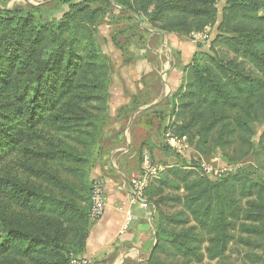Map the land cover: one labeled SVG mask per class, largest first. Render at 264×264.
Segmentation results:
<instances>
[{"label":"trees","instance_id":"trees-1","mask_svg":"<svg viewBox=\"0 0 264 264\" xmlns=\"http://www.w3.org/2000/svg\"><path fill=\"white\" fill-rule=\"evenodd\" d=\"M116 3L156 30L180 37L202 30L217 15L215 0ZM35 10L34 4L0 7V158L19 151L55 163L71 180L41 169L37 177L44 184L36 186L10 185L0 178V192L9 187L10 201L36 218L29 225L2 223L0 261L69 264L70 253L83 254L91 224L89 153L104 125L110 78L91 31L100 15L98 8L75 2L61 17L45 22ZM260 11L264 0H226L208 52L197 44L191 62L181 69V82L171 98L175 127H170L175 134L186 135L189 143L196 138V147L210 140L223 151L237 143L241 157L251 156L264 170V131L256 147L251 141L253 122L264 120ZM44 130L71 137L75 130L81 151L22 144L38 142ZM145 194L157 223L153 224L156 243L144 264L200 262L204 253L195 226L208 234L209 258L223 255L237 221L248 234L264 233V186L242 172L212 181L185 165L167 166ZM163 253L175 259L163 260Z\"/></svg>","mask_w":264,"mask_h":264},{"label":"rangeland","instance_id":"rangeland-1","mask_svg":"<svg viewBox=\"0 0 264 264\" xmlns=\"http://www.w3.org/2000/svg\"><path fill=\"white\" fill-rule=\"evenodd\" d=\"M75 2L76 4L86 2L91 8L99 9L100 15L91 31L93 30L92 34L97 42V46L103 53L102 58L107 64L106 75L110 78L109 87L111 85V76L114 75L117 69H120L124 65L122 59L125 61H136L135 64L138 67L132 68L131 74L137 73V75H139V72L140 74L143 73L145 69L148 70V64L151 62H156L157 65L163 67L168 57H171L173 61L176 60L175 51L170 53L165 48H163L160 57H158V54L154 56L151 52L144 51L147 49V44L149 47H152L160 43V35L156 34L158 30L150 26L144 18L137 17L131 13H125V9L120 7L116 3V0H0V7L3 9H13L34 4L36 5V16H40V21L45 22L50 21L53 17H61L69 5ZM225 2L226 0H215V6L217 8L216 19L210 24L208 40L202 45L201 50L208 52L209 42L217 33V25L221 20V12L225 6ZM260 14L264 16V11H260ZM37 25H39V22H37ZM138 27H142V29ZM181 38L190 40V34L181 36ZM193 43L195 46L197 45V43ZM117 49L121 50L123 55H120ZM117 60H120V62L118 63ZM115 84L118 86V81ZM115 89L118 88L115 87ZM161 105L165 107H156L153 112L154 114L141 115L137 112L130 114L129 125L132 136L130 138V149H128L123 132L128 121L127 119L129 118L122 109L117 110L114 114L109 113L107 102V110L105 115H103L104 125H102L101 133L89 153L91 166L87 176L90 179L91 185L94 180L100 181L101 177L98 173L94 172V169L99 170V168L101 169L104 166L102 165L104 158L106 161L105 165L107 167L109 166L108 169L111 172L113 169L110 167V158H121L120 161L123 165H118L120 168L122 167V170H125L124 176L121 179H123L122 181L125 185H128V178L135 170L140 169L143 154L146 153L155 164H160L163 167L185 165L212 181L221 180L230 173L242 172L250 181L264 186V170L258 167L259 165L251 156L241 157L242 151L237 146V143L221 151L219 148L214 147L210 140L206 144L196 147L195 142L197 139L194 138L192 143L190 142V150L185 154L176 153L165 147L162 142L163 130L165 127L170 126L174 128L176 118L172 116V113L169 114L171 101L162 102ZM252 126L254 134L251 137V141L256 147L259 136L264 131V120L253 122ZM142 128H145L144 130L146 132ZM86 129L89 130L88 128ZM142 132L153 135L154 143L150 144L148 141L141 143L138 138L143 135ZM76 136L78 135L75 130L72 133V137L67 134H55L52 131L44 130L42 132V138L38 142H26V140H23L22 144L24 143V145L30 148L38 149L42 148L43 145L45 147L58 145L60 147H69L75 151H81L80 146L76 144ZM116 148L118 150L113 153V150ZM156 150L160 152L158 153ZM100 162L101 164H99ZM203 166L214 169L216 166L223 168L231 166V168L235 169L234 171H226L227 173L214 177L210 176L211 173L203 170ZM37 169L50 171L66 180H71L55 163L51 161H39L33 156L19 151H11L0 158V178L10 182V185L13 182H26L35 186L44 184L43 180L37 177L39 172ZM103 172H105L104 169H102ZM121 179L118 181H121ZM9 192V187L4 192H0V227L3 222L21 225H29L36 222L35 217L20 210L10 201ZM146 211L153 228V224L156 225L157 221L153 217L154 210L151 205H147ZM89 220L91 221L90 218ZM246 222L248 223V221ZM239 223L240 221H237L231 231L233 238L230 240L227 249L223 255L216 258H209L205 253V248L210 246L207 240L208 234L206 230L196 226L194 227L193 223H190L189 225L194 227L193 230L198 236L204 257L200 262L190 261L188 264H264V233L260 235L248 234L239 228ZM155 243V234L153 231V242L148 249L149 255L145 262L151 256V249H153ZM160 258L163 260L175 259L170 254L164 253L160 255ZM181 260L179 259L178 262ZM0 264H2L1 261Z\"/></svg>","mask_w":264,"mask_h":264},{"label":"crops","instance_id":"crops-1","mask_svg":"<svg viewBox=\"0 0 264 264\" xmlns=\"http://www.w3.org/2000/svg\"><path fill=\"white\" fill-rule=\"evenodd\" d=\"M139 28L142 29V27ZM156 34L160 35V43L152 47L147 44V49L144 51H149L154 56L158 54L160 57L165 48L170 53L175 51L176 60L173 61L171 57H168L163 67L156 62H148V70L145 69L143 73L139 72L137 75V73L131 74V69L138 67L135 64L136 61H125L121 57L124 65L111 76V85L108 89L109 113L114 114L122 109L128 118L130 114L136 112L148 115L153 113L156 107L164 108V105L160 106L162 102L171 101L183 76L181 69L191 62L196 46L191 38L189 40L178 37L174 33L161 31H156ZM117 50L120 55H123L121 50ZM117 62L119 63L120 60ZM117 81L118 86L115 84ZM171 113L174 117L170 105L169 114ZM127 120L123 137L127 148L130 149L132 132L129 125L130 118ZM145 132H142L143 135L138 140L141 143L148 141L153 144L154 136ZM117 150L118 148L114 149L113 153ZM156 152L160 151L156 150ZM120 159L110 158L112 172L108 169L109 166L105 165V158L104 161L102 160L104 166L99 170L94 169V172L100 175V181L104 186V207L101 215L91 221L82 254L90 258L92 264H144L149 255L148 249L153 242V228L146 209L132 200L129 185H125L121 179L125 170L120 168L123 165ZM102 169L105 172L102 173ZM138 171L139 169L134 172ZM119 179L122 182L118 181ZM127 215L131 216L130 221L126 220Z\"/></svg>","mask_w":264,"mask_h":264},{"label":"built area","instance_id":"built-area-1","mask_svg":"<svg viewBox=\"0 0 264 264\" xmlns=\"http://www.w3.org/2000/svg\"><path fill=\"white\" fill-rule=\"evenodd\" d=\"M210 25L205 26L200 31L190 32V38L197 44L204 45L208 40ZM162 142L169 147L172 151L185 154L190 150V143L186 135L175 134L170 127H166L162 133ZM164 167L160 164L152 162L148 154L144 153L142 164L138 172H133L128 178V185L132 200L137 202L138 205L146 209L149 204L146 201L144 191L148 184L158 177L159 173ZM207 166H203V170L207 173H211L210 176L218 177L226 171H234L235 168H223L216 166L215 169ZM212 171V172H211ZM91 207L88 213L91 221L98 218L104 207V188L99 180H94L91 185L90 192ZM131 216L127 215L126 220L130 221ZM69 264H92V260L82 255H74L70 253Z\"/></svg>","mask_w":264,"mask_h":264}]
</instances>
